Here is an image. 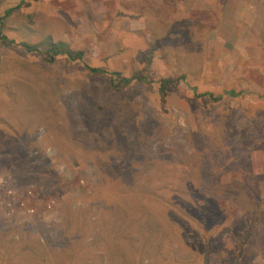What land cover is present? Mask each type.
Instances as JSON below:
<instances>
[{"label":"rangeland","instance_id":"1","mask_svg":"<svg viewBox=\"0 0 264 264\" xmlns=\"http://www.w3.org/2000/svg\"><path fill=\"white\" fill-rule=\"evenodd\" d=\"M21 1L0 0V264H264V0H150L144 25L145 0Z\"/></svg>","mask_w":264,"mask_h":264},{"label":"trees","instance_id":"2","mask_svg":"<svg viewBox=\"0 0 264 264\" xmlns=\"http://www.w3.org/2000/svg\"><path fill=\"white\" fill-rule=\"evenodd\" d=\"M28 1H31V0H22L21 3H20V6L21 5H27L29 2ZM36 1V0H34ZM144 1V0H143ZM142 1V2H143ZM147 1L148 3V7H147V10H144L142 8V3L139 5V7L141 8V11L144 13L142 15V24L144 25V21L145 18L144 16L145 15H148V16H153L154 17V4L156 3L155 1H150V0H145ZM123 6L122 3H120L119 5V10H121V7ZM11 11L9 12H6V16L5 18H7L9 15H10ZM155 18V17H154ZM156 25V24H154ZM153 25V26H154ZM0 40H1V44L2 45H14L16 44V41L14 40H9L6 36H4L3 34L0 33ZM64 48H65V45H64ZM50 51H48L46 53V55L48 56L47 58H49L50 62H53L54 59H55V56L56 55H59V54H64V55H67L69 56V58H71L73 56V52L69 51L67 48H65L64 50H58V49H55L53 50L52 47L49 48ZM27 51L31 52V53H34V51H38L37 48L35 47H29L27 46ZM76 57L77 59L79 58H82V54L78 53L76 54ZM87 68L92 72V73H95V74H107L110 76L111 78V82L113 83V86L117 89H120L122 87V85H129L131 83H133L134 81H137V82H148V75H146L144 72H139L137 73L135 76H133L132 78H127L126 76H122L120 72H109L105 69H100V68H91L90 66H87ZM117 79V80H116ZM184 78L181 77L179 78L177 81L180 82V81H183ZM117 81V83H115ZM151 81H149L148 83H150ZM162 85H161V88H160V91H161V94L163 96V99L165 100L166 98V90L168 88L169 85H171L173 83L172 80L170 79H164L161 81ZM228 96V94H221V95H217V96H214L213 94L211 93H205L202 95L201 98L203 97H209L210 100L214 101V102H219V101H222L224 99H226ZM262 166L264 167V160L263 162H261ZM262 188L261 186H258V189ZM1 196V194H0ZM199 196V195H198ZM1 205V203H0ZM21 227V225H20ZM22 231V230H21ZM21 233L24 234V232L22 231Z\"/></svg>","mask_w":264,"mask_h":264}]
</instances>
